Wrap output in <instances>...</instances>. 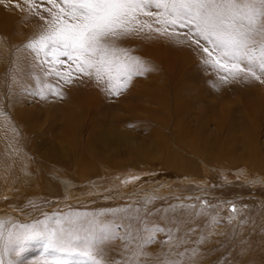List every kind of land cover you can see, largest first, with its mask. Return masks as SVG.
<instances>
[{"label":"rangeland","instance_id":"374dc122","mask_svg":"<svg viewBox=\"0 0 264 264\" xmlns=\"http://www.w3.org/2000/svg\"><path fill=\"white\" fill-rule=\"evenodd\" d=\"M19 2L0 3L12 18L0 35V141L15 148L0 167V220L103 213L129 235L105 244L111 264H264V83L222 82L195 47L145 30L119 44L152 70L121 95L85 77L65 84L25 49L43 22ZM36 77L63 98L42 99ZM4 259L54 257L37 240Z\"/></svg>","mask_w":264,"mask_h":264},{"label":"snow or ice","instance_id":"6c2138e0","mask_svg":"<svg viewBox=\"0 0 264 264\" xmlns=\"http://www.w3.org/2000/svg\"><path fill=\"white\" fill-rule=\"evenodd\" d=\"M8 2L20 8L19 0ZM23 3L28 6L25 11L29 16L43 22L36 36L24 45L25 49L37 67L48 65L45 77L54 76L65 84L85 77L102 86L108 95H121L134 77L152 70L119 44L145 30L195 47L202 53L206 67L223 73L219 76L222 82L264 83V0H23ZM43 4L50 7L41 8ZM177 28L187 31L177 32ZM35 79L40 85L36 94L42 99L47 98L46 89L63 98L53 84L40 77ZM102 215L69 214L55 220L46 217L32 224L0 220V264H5L6 256L21 257L26 245L37 240L54 257L38 264H111L105 259V244L114 238L126 240L129 235L119 236L120 226L101 220ZM144 231L150 233L147 237L150 241L163 229ZM7 264H16V260L9 259ZM126 264H136L135 256Z\"/></svg>","mask_w":264,"mask_h":264},{"label":"bare ground","instance_id":"6f19581e","mask_svg":"<svg viewBox=\"0 0 264 264\" xmlns=\"http://www.w3.org/2000/svg\"><path fill=\"white\" fill-rule=\"evenodd\" d=\"M11 12V14H14L15 13V11L14 10H11L10 11ZM6 15V13L5 12H3V11H0V35H6V34H8V32H9V29L8 30H6V25H7V20L9 19V20H12V18L11 17H6L5 16ZM3 97V99H5V100H7L8 101V103L10 102V97L7 95V92L2 96ZM112 137H114V139H116V140H120V141H122V137L119 139L118 138V136L116 135V136H111V138ZM126 141H124V143L126 144V145H130L131 147H134V145L135 144H132L131 143V139H125ZM7 148H9V149H11L13 152H14V149H13V146L12 145H10V144H4L2 141H0V161L2 162V164L0 165V167L1 166H3V164H4V161H5V154H6V151L4 152V150L5 149H7ZM249 150H250V148H249ZM248 153V152H247ZM39 154V153H38ZM38 154L37 155H34L36 158H37V160L39 159V157L40 156H38ZM254 154V153H253ZM256 155V154H255ZM259 157V156H258ZM261 157V156H260ZM3 160V161H2ZM253 160V159H252ZM40 159L38 160V162H39V164H40ZM173 161V160H172ZM246 161V160H245ZM254 161V160H253ZM44 161H41V163H43ZM177 162V161H176ZM175 163V162H174ZM252 163V161L249 163V164H251ZM257 163H259V162H257ZM261 163V162H260ZM173 164V163H172ZM253 164H254V162H253ZM166 165H167V163H166ZM252 165V164H251ZM250 165V166H251ZM259 165V164H258ZM257 165V166H258ZM174 166V165H173ZM188 166H190V165H188ZM256 166V167H257ZM195 167V166H194ZM263 167V166H262ZM76 168H77V164H76ZM37 169L39 170L40 168H39V166L37 167ZM64 169V168H63ZM194 169V168H193ZM258 169V168H257ZM260 169V168H259ZM262 169V168H261ZM37 170V171H38ZM254 170V169H253ZM64 171V170H63ZM174 171V170H173ZM260 171V170H259ZM264 171V169L262 170V172ZM65 172V171H64ZM255 172V171H254ZM259 180V179H258ZM63 181H64V184L66 185V188L67 189H71V187H73L74 186V183L73 182H69V180H67V179H63ZM73 189V188H72ZM34 190H36V188H34ZM50 190V189H49ZM51 190H53V189H51ZM68 190V191H69ZM54 191V190H53ZM49 192V191H48ZM58 195V194H57Z\"/></svg>","mask_w":264,"mask_h":264}]
</instances>
